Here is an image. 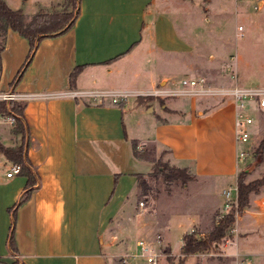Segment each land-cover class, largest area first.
I'll return each mask as SVG.
<instances>
[{"label": "crops", "instance_id": "1", "mask_svg": "<svg viewBox=\"0 0 264 264\" xmlns=\"http://www.w3.org/2000/svg\"><path fill=\"white\" fill-rule=\"evenodd\" d=\"M4 1L22 10L25 0ZM150 1L79 0L73 24L61 34L39 39L13 85L9 81L28 43L15 30H5L0 91L30 94L22 99L29 136L26 155L38 175V183L14 211L13 240L24 264H115L114 257L125 252L127 242L114 238L139 229V212L130 214L129 200L136 174L146 175L152 165L132 153L133 140L138 148L166 146L168 159L187 166L194 179L213 184L235 172V105L230 97L216 102L213 97H191L179 104L162 100L158 106L155 98L136 102V95L166 81L169 73L155 65V48L144 45ZM77 64L83 66L70 88L68 73ZM99 74L104 79L99 88L127 89L136 95L115 104L63 94L95 88ZM11 126L0 125L4 145L19 143ZM10 162L0 153V163L8 164L0 171V260H13L5 244L7 208L26 180L22 173L5 176ZM189 218L188 230L200 224L197 216ZM164 240L168 245L166 236Z\"/></svg>", "mask_w": 264, "mask_h": 264}, {"label": "rangeland", "instance_id": "2", "mask_svg": "<svg viewBox=\"0 0 264 264\" xmlns=\"http://www.w3.org/2000/svg\"><path fill=\"white\" fill-rule=\"evenodd\" d=\"M43 3L42 0H25L21 5L24 21L37 10L64 8L67 1L50 0L48 5ZM148 8L144 45L157 51L155 56L158 62L155 65L169 71L166 81H161L154 88L180 77L196 75H202L217 86L236 84L264 87V0H151ZM1 40L0 35V42ZM161 60L165 62H160ZM101 78L102 75L99 74L95 88H99L100 82L104 80ZM131 97L129 95L127 98ZM194 97L200 100L213 97L210 99L212 102L225 98L218 95ZM190 98L161 97L172 104H179ZM154 100L158 106V100ZM245 111L253 117V122L248 127L250 135L245 143L240 144L244 150L243 158L235 160V172L225 181L215 180L212 184L207 179L195 178L181 184L178 180L164 181L156 171L142 176L146 184L145 192L136 185L134 195L131 194L129 199L130 214L139 212L138 233L130 230L114 238L119 243L127 242L125 252L135 254L133 258H127V264H168L167 257H173L175 261L180 256L181 234L190 226L189 215L201 220L192 231L196 232L197 237H202L217 217L231 206L234 208V220L227 227L222 240L189 254L183 264H264V184L248 193V203L241 209H236V203H233L236 174L243 171V181H249L259 177L264 170V146L260 152L256 150L264 137V107L246 108ZM4 117L1 114L0 125H12L13 122L9 123ZM133 125L137 126L134 118ZM9 130L11 131V127ZM11 139L10 135L8 144L13 142ZM150 146L147 144L143 147L152 148ZM159 150V147L153 146L151 156L155 157ZM165 159L167 164L174 165L163 154V160ZM6 164L0 163L1 172H4ZM224 190H228V194ZM165 236L168 245L165 244ZM137 239L149 243L157 253L154 263L147 262L139 254ZM114 261L115 264H120L118 255L114 257ZM0 264H12V259L0 260Z\"/></svg>", "mask_w": 264, "mask_h": 264}, {"label": "trees", "instance_id": "3", "mask_svg": "<svg viewBox=\"0 0 264 264\" xmlns=\"http://www.w3.org/2000/svg\"><path fill=\"white\" fill-rule=\"evenodd\" d=\"M67 4L64 8L53 9L50 11L37 10L30 14L26 21H24V13L20 8H11L6 4L4 0H0V35L2 40L0 42V50L7 28H11L23 36L28 43V49L24 56V59L20 63L16 70V73L9 81V85L15 84L20 78L22 71L28 64L37 43L40 38L44 36L58 35L67 30L74 22L78 14L79 0H66ZM83 64H77L72 67L68 73V84L72 88L74 86L75 77L82 68ZM136 102L150 100L153 97L151 95H137ZM159 103L162 102L161 97H155ZM24 102L22 99H9L0 100V112L8 114L13 117V123L11 126V132L19 135V143L14 145H4L0 142V153L10 161L19 164L18 173H22L25 176V184L20 192L18 198L7 208L10 215V223L6 234L5 244L8 253L13 257L12 264H24L17 257L16 247L13 240V221L15 216V207L24 201L30 190L33 189L38 183L37 172L29 161L26 155V147L28 143V130L27 125L22 113ZM264 146V137L259 141L256 150L261 151ZM152 147V146H150ZM153 148V147H152ZM152 148L136 146V141L131 142L132 153L139 158L151 161V172L156 171L162 175L164 181L178 180L181 184L194 179V174L189 171L187 166H178L167 164V160H163V154H167L169 149L166 146H162L155 157L151 156ZM151 149V150H150ZM243 171H239L235 176L236 187V209H241L248 203V193L254 192L259 186L264 184V170H262L259 177H256L249 181H243ZM143 174H136V185L143 188L146 187L145 180L142 178ZM233 210L231 206L229 209L217 217L212 227L202 237H197L195 231L185 232L181 236L180 256L176 257L173 261V257H167L168 264H183L186 255L193 252L202 250L211 244L219 243L225 235L227 227L233 222Z\"/></svg>", "mask_w": 264, "mask_h": 264}, {"label": "built area", "instance_id": "4", "mask_svg": "<svg viewBox=\"0 0 264 264\" xmlns=\"http://www.w3.org/2000/svg\"><path fill=\"white\" fill-rule=\"evenodd\" d=\"M63 94H67L75 97L86 98L91 102H103L108 101L110 103L119 104L127 99L129 95H136L135 91L127 89H111V88H90V89H70ZM143 95H152L154 97L164 96H221L230 97L235 105L234 117H233V141L235 145L236 161H240L244 156V150L240 146L241 143H245L250 135V129L253 122V117L248 115L245 111L246 108L250 109H263L264 107V87L263 86H239L236 84H230L227 86L213 85L210 81H207L202 75L196 76H184L175 81H169L161 87H156L148 91L142 92ZM30 96L27 93H17L12 91H0V100L9 99H23ZM137 96V95H136ZM5 115V119L9 122H13V117L0 112V117ZM19 171V164L16 162H10L5 176L9 177ZM236 190L235 185L233 186ZM225 194H228V190H224ZM236 198V194H235ZM233 203H235V199ZM141 204V201H139ZM220 216V215H219ZM218 216V217H219ZM193 228L190 229L192 231ZM202 235L201 232L198 233ZM140 255L145 258L147 262L154 263L156 258V252L153 250L149 243L138 239ZM135 256V254H129L127 252L119 255L120 264H127V258Z\"/></svg>", "mask_w": 264, "mask_h": 264}]
</instances>
